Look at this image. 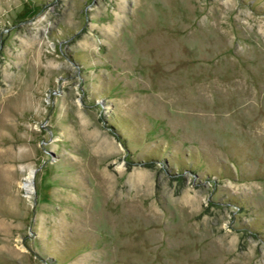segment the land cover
<instances>
[{
  "label": "rangeland",
  "instance_id": "rangeland-1",
  "mask_svg": "<svg viewBox=\"0 0 264 264\" xmlns=\"http://www.w3.org/2000/svg\"><path fill=\"white\" fill-rule=\"evenodd\" d=\"M0 264H264V0H0Z\"/></svg>",
  "mask_w": 264,
  "mask_h": 264
},
{
  "label": "bare ground",
  "instance_id": "bare-ground-1",
  "mask_svg": "<svg viewBox=\"0 0 264 264\" xmlns=\"http://www.w3.org/2000/svg\"><path fill=\"white\" fill-rule=\"evenodd\" d=\"M30 177H31V175L29 176V179H31ZM23 187H24L26 190H30V180H29L28 182H26V183L23 185Z\"/></svg>",
  "mask_w": 264,
  "mask_h": 264
}]
</instances>
